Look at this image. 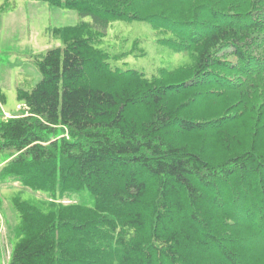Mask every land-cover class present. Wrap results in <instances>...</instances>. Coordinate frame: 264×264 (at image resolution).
Returning a JSON list of instances; mask_svg holds the SVG:
<instances>
[{"label":"trees","instance_id":"16d2710c","mask_svg":"<svg viewBox=\"0 0 264 264\" xmlns=\"http://www.w3.org/2000/svg\"><path fill=\"white\" fill-rule=\"evenodd\" d=\"M38 1L92 23L51 31L0 122V178L42 196L12 199L8 264H264V0ZM114 20L190 63L112 68Z\"/></svg>","mask_w":264,"mask_h":264},{"label":"rangeland","instance_id":"374dc122","mask_svg":"<svg viewBox=\"0 0 264 264\" xmlns=\"http://www.w3.org/2000/svg\"><path fill=\"white\" fill-rule=\"evenodd\" d=\"M81 22L92 23V19L38 0H0V95L4 97L0 101V122L7 120L8 114L15 116L24 109L17 100V89L30 91L40 79L31 57L62 47L51 31ZM165 37L148 22L114 20L98 47L108 53L112 68L136 70L150 77L160 68L173 69L190 63L188 54L163 43ZM8 156L7 151L0 153V168ZM16 197L24 201L42 198L0 178V264H8L16 239L18 216L11 203Z\"/></svg>","mask_w":264,"mask_h":264},{"label":"crops","instance_id":"0c3cea01","mask_svg":"<svg viewBox=\"0 0 264 264\" xmlns=\"http://www.w3.org/2000/svg\"><path fill=\"white\" fill-rule=\"evenodd\" d=\"M12 116H13V115H9V114H8V118H11Z\"/></svg>","mask_w":264,"mask_h":264}]
</instances>
